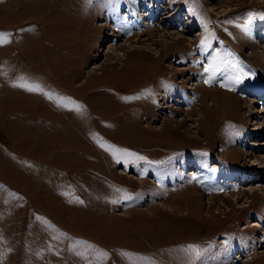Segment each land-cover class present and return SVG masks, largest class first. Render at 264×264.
I'll return each instance as SVG.
<instances>
[{
	"label": "rangeland",
	"instance_id": "rangeland-1",
	"mask_svg": "<svg viewBox=\"0 0 264 264\" xmlns=\"http://www.w3.org/2000/svg\"><path fill=\"white\" fill-rule=\"evenodd\" d=\"M2 5L0 264H264V0Z\"/></svg>",
	"mask_w": 264,
	"mask_h": 264
},
{
	"label": "crops",
	"instance_id": "crops-1",
	"mask_svg": "<svg viewBox=\"0 0 264 264\" xmlns=\"http://www.w3.org/2000/svg\"><path fill=\"white\" fill-rule=\"evenodd\" d=\"M8 1H11L12 3H16V0H8ZM2 7H3L2 0H0V22H1L2 15H3ZM14 9H15V7L13 8V10H11V12H9V14H10V16H11L12 19H13L14 13H15V10ZM10 27L15 29L17 26L14 27V24H13V25H10ZM0 32H1V24H0ZM1 58H2V45H1V40H0V104H1V108H2L1 109L2 112L0 111L1 112L0 113V119H1V122H2V119L4 118L5 112H9L10 117L13 116L12 118L18 117V116H20V111L18 113L15 112V107L19 108V106L22 107V105H23L25 107V109H27L30 106L29 103H31V100L30 99H26V100L21 101L20 99L16 98L15 97V93H14V87L12 85H10V92L8 94L9 98L6 97L5 99L4 98L2 99L1 94L4 93V89H3V76H4L3 69H4V67L2 66ZM10 67H12V64H10ZM11 84H13V81H11ZM4 96H6V95H4ZM57 137H58V140H59V145H62V143L66 144V141L63 139V137L59 136V132L58 131L55 132V135L53 137L46 138V139H48V140H51L52 139V141H53L54 139H57ZM16 147H19L16 143L14 144L13 147H11V146L3 143V142H0V155L2 154V156H1L2 160L1 161L3 163H5V164L6 163L8 164V158L7 157L11 158V160H14V161L16 159L19 160V161L21 160L22 161V164L21 165L23 166L24 170L26 172L27 171L28 172L32 171V168L31 167L34 164L37 163V160H35L31 156L27 155L26 153L25 154H22L21 152L16 151L15 150V149H17ZM4 149L5 150L11 149V151L8 152L9 156H7L5 154V152H2V151H4ZM59 152H60V150H59ZM50 165H52V164H50ZM22 166L19 169L20 172L23 169ZM7 169L4 170V171H3V169H0V171H1L0 174H3L5 171L7 172L9 170V169L8 170ZM12 169H14V168H12ZM16 171L17 170L14 169L13 172L18 174V172H16ZM10 172H12V171L9 170L7 173H10ZM137 174H142V170H139L137 172ZM154 178L157 180V175L156 174L154 175ZM61 179H62V177H61ZM5 188H8V190H7L8 193L6 192L7 193V196L8 195H11V194H15V193H9L10 188H11V185L5 179H3L2 177H0V195L4 194ZM18 196L23 197V198H25L27 200L26 195L22 191H20V190H19ZM27 201H24V202H27ZM30 241H32V240H29L28 241V244L31 245L32 242H30ZM79 252L80 251L77 250V252H76L77 254H75V257H76V258H74L75 261H79ZM20 257H22V256H20ZM20 257H19V259H20ZM62 258L66 260L65 257H62ZM92 258H93L94 261L97 262V264H102V262H107V264H111L109 262L110 259H108L107 257H102V258L92 257ZM45 264H47V263L45 262Z\"/></svg>",
	"mask_w": 264,
	"mask_h": 264
},
{
	"label": "bare ground",
	"instance_id": "bare-ground-1",
	"mask_svg": "<svg viewBox=\"0 0 264 264\" xmlns=\"http://www.w3.org/2000/svg\"><path fill=\"white\" fill-rule=\"evenodd\" d=\"M170 28H172V27H170ZM168 34V33H167ZM166 34V30H161L160 32H159V36L161 37L160 39H158V41L160 42V46H161V49H163V50H166L168 47H169V40H168V38H166L167 35ZM179 34V33H178ZM178 34H174L173 35V37H170V38H173V39H178V37H180V35H178ZM183 35V34H182ZM170 36V35H169ZM182 37V36H181ZM184 38V37H183ZM128 40V43L130 44V41H129V39H127ZM147 42V41H146ZM140 43V42H139ZM128 44V45H129ZM141 45H142V43H141ZM190 45V44H189ZM130 46H132V48H133V44L131 43L130 44ZM117 48H109V51H107V56H109V54L108 53H110V52H112V51H114V50H116ZM153 49H156V48H154L153 47ZM155 52H156V54L155 55H158L157 53H158V49H156L155 50ZM258 74H259V77H260V80H261V83H262V88H260L258 91H257V93H260V94H263L264 95V69H262V70H258ZM220 102V101H219ZM263 103H264V101H263ZM263 103H261L262 105H260L261 106V108H260V110H256L255 111V113L257 114V118L258 119H260V117H264V105H263ZM222 103H220V105H221ZM223 105H224V103H223ZM260 116V117H259ZM263 123V126H264V121L262 122ZM250 145H256L255 143H250ZM256 146H258V145H256ZM261 146H264V143H262L261 142ZM253 159V158H252ZM262 168H264V166L262 167ZM251 226H253V227H255V226H257V227H260V221L259 220H257V219H253V220H251Z\"/></svg>",
	"mask_w": 264,
	"mask_h": 264
},
{
	"label": "snow or ice",
	"instance_id": "snow-or-ice-1",
	"mask_svg": "<svg viewBox=\"0 0 264 264\" xmlns=\"http://www.w3.org/2000/svg\"><path fill=\"white\" fill-rule=\"evenodd\" d=\"M262 18H264V17H262ZM250 22H251V17L249 18V23ZM242 27L245 31H247V27H248L247 25H243ZM204 43H205V41L202 40L201 44L203 45ZM232 67H236V66L232 65ZM205 71H208V69H205ZM236 79H237V82H239V79H241V77H237ZM205 82L208 83L209 81H205ZM30 90L35 91L38 89L33 88ZM49 98H51V97H49ZM112 155L114 156V158L117 159L118 162L123 160L125 163V166H127L130 163L135 164L137 161H141V160L145 159V157L140 156L137 153H134V152H132L130 150H126V149H117V150L112 152ZM190 251L193 253V255L195 257H199L201 254L200 250H197L194 246H190Z\"/></svg>",
	"mask_w": 264,
	"mask_h": 264
}]
</instances>
